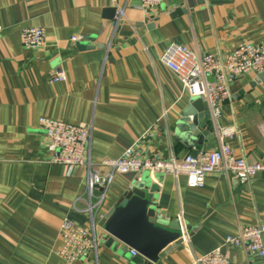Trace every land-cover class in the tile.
<instances>
[{
	"label": "crops",
	"instance_id": "obj_1",
	"mask_svg": "<svg viewBox=\"0 0 264 264\" xmlns=\"http://www.w3.org/2000/svg\"><path fill=\"white\" fill-rule=\"evenodd\" d=\"M116 4L125 18L113 31L112 0H0V264H66L56 254L60 223L86 221L84 169L50 161L40 117L90 127L100 172L108 169L103 159L136 140L142 157L211 150L218 138L214 130L204 134L209 112L196 135L180 128L192 118L190 97L161 53L173 41L220 57L240 43L264 44V0H163L151 12L140 0ZM30 26L44 29L42 46L22 45L20 31ZM54 71L65 80L51 82ZM229 89L217 124L234 127L235 156L256 162L264 156V70L237 76ZM138 179L147 181L155 218L181 231V243L168 248L161 264H191L192 255L220 246L226 235L264 222V172L240 183L216 171L202 187H189L183 175L119 174L102 213ZM98 234L99 264H139L130 247L116 239L107 245L100 226ZM225 251L229 264H264L241 247ZM74 264H92L91 257Z\"/></svg>",
	"mask_w": 264,
	"mask_h": 264
},
{
	"label": "built area",
	"instance_id": "obj_2",
	"mask_svg": "<svg viewBox=\"0 0 264 264\" xmlns=\"http://www.w3.org/2000/svg\"><path fill=\"white\" fill-rule=\"evenodd\" d=\"M112 20L113 31L125 18L123 6L116 4ZM163 0H140V8L151 12ZM0 26V31H1ZM45 31L39 26L24 27L20 39L27 48L44 44ZM72 40L78 36H72ZM161 62L173 72L181 83V89L189 97H202L210 114L213 130L218 138L217 146L211 150H199L177 158L172 153L162 158L157 153L142 157L136 150L138 140L127 147L120 156L101 161L108 169L100 172L91 158L90 145L92 129L62 120L40 117L38 123L48 140L47 150L52 163L61 164L69 169L78 166L84 169L87 200L83 208L85 223L78 224L63 218L59 226L60 246L56 254L66 264L91 257L92 264H99L98 221L105 215L102 207L107 191L116 175L139 174L142 170L151 173L185 176L189 187H202L205 176L222 171L232 174L240 183L249 182L257 173L264 172V156L249 163L243 157L234 155L230 140L235 135L234 127L219 126L220 105L230 96V83L237 76L247 72L264 70V44L240 43L224 57L213 54H199L186 44L170 42L160 56ZM51 82L63 81V71H54ZM75 207V206H74ZM180 218V216H179ZM101 228V227H100ZM181 232V231H180ZM241 247L246 252L264 258V222L243 226L235 235H226L220 246L209 252L192 255L191 264H229L226 248ZM132 256L135 250L130 249Z\"/></svg>",
	"mask_w": 264,
	"mask_h": 264
},
{
	"label": "water",
	"instance_id": "obj_3",
	"mask_svg": "<svg viewBox=\"0 0 264 264\" xmlns=\"http://www.w3.org/2000/svg\"><path fill=\"white\" fill-rule=\"evenodd\" d=\"M186 109L187 116L192 118L190 123L184 120V127L180 128L196 135V129L203 128L209 120L207 106L202 97H190ZM212 130L211 123L204 134ZM121 196L118 204L98 222L109 235L106 244L116 239L136 251L133 259L139 264H161L160 258L168 248L181 243L180 230L170 231L155 218L146 180L138 179Z\"/></svg>",
	"mask_w": 264,
	"mask_h": 264
},
{
	"label": "rangeland",
	"instance_id": "obj_4",
	"mask_svg": "<svg viewBox=\"0 0 264 264\" xmlns=\"http://www.w3.org/2000/svg\"><path fill=\"white\" fill-rule=\"evenodd\" d=\"M98 240H99V244H101L102 238L100 237V235L98 236Z\"/></svg>",
	"mask_w": 264,
	"mask_h": 264
}]
</instances>
